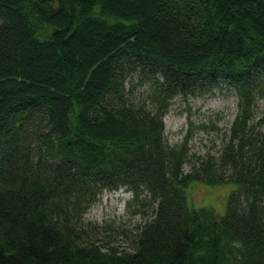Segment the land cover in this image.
<instances>
[{"label":"trees","instance_id":"obj_1","mask_svg":"<svg viewBox=\"0 0 264 264\" xmlns=\"http://www.w3.org/2000/svg\"><path fill=\"white\" fill-rule=\"evenodd\" d=\"M263 74L264 0H0V264H264ZM218 77L238 113L219 156L182 172L163 112ZM193 181L229 185L223 210L190 205ZM120 186L156 204L129 249L77 225Z\"/></svg>","mask_w":264,"mask_h":264},{"label":"rangeland","instance_id":"obj_2","mask_svg":"<svg viewBox=\"0 0 264 264\" xmlns=\"http://www.w3.org/2000/svg\"><path fill=\"white\" fill-rule=\"evenodd\" d=\"M125 85L131 89L129 96L133 102H143L150 110L154 109L150 80L139 82L137 73H134L127 78ZM238 107L234 86L219 77L204 87L197 86L185 94L177 93L169 100L162 115V135L169 146H184L186 149L182 172H189L207 155L219 156ZM251 111L253 120L264 116L261 97H255ZM229 188L225 184L208 185L193 181L185 188L187 202L192 206L210 205L221 211ZM155 205L149 202L146 188H142L138 198L125 186L102 189L82 211L77 225L101 245L129 249L139 225L152 217Z\"/></svg>","mask_w":264,"mask_h":264},{"label":"bare ground","instance_id":"obj_3","mask_svg":"<svg viewBox=\"0 0 264 264\" xmlns=\"http://www.w3.org/2000/svg\"><path fill=\"white\" fill-rule=\"evenodd\" d=\"M115 195H117V193H115Z\"/></svg>","mask_w":264,"mask_h":264}]
</instances>
